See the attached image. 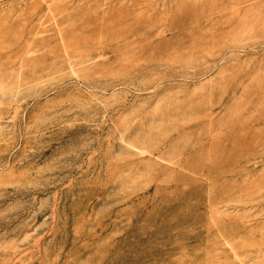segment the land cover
Listing matches in <instances>:
<instances>
[{
  "label": "rangeland",
  "instance_id": "374dc122",
  "mask_svg": "<svg viewBox=\"0 0 264 264\" xmlns=\"http://www.w3.org/2000/svg\"><path fill=\"white\" fill-rule=\"evenodd\" d=\"M0 264H264V0H0Z\"/></svg>",
  "mask_w": 264,
  "mask_h": 264
}]
</instances>
